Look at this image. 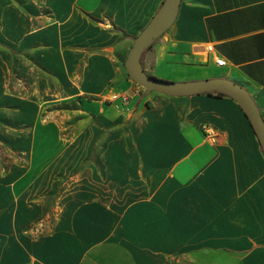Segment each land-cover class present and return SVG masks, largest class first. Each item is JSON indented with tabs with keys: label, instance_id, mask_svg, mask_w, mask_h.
I'll return each mask as SVG.
<instances>
[{
	"label": "crops",
	"instance_id": "crops-1",
	"mask_svg": "<svg viewBox=\"0 0 264 264\" xmlns=\"http://www.w3.org/2000/svg\"><path fill=\"white\" fill-rule=\"evenodd\" d=\"M163 2L0 0V264H264V154L240 107L126 73ZM142 67L228 79L264 121V0H182Z\"/></svg>",
	"mask_w": 264,
	"mask_h": 264
},
{
	"label": "water",
	"instance_id": "water-1",
	"mask_svg": "<svg viewBox=\"0 0 264 264\" xmlns=\"http://www.w3.org/2000/svg\"><path fill=\"white\" fill-rule=\"evenodd\" d=\"M182 0H164L144 30L133 40L124 67L128 78L147 94L167 97H191L201 94L221 93L231 98L242 110L256 135L264 154V121L251 95L240 85L224 78L173 82L155 79L146 74L140 59L173 25Z\"/></svg>",
	"mask_w": 264,
	"mask_h": 264
},
{
	"label": "built area",
	"instance_id": "built-area-1",
	"mask_svg": "<svg viewBox=\"0 0 264 264\" xmlns=\"http://www.w3.org/2000/svg\"><path fill=\"white\" fill-rule=\"evenodd\" d=\"M207 51L211 52L212 47H207ZM215 64L217 66H224L225 62L223 60H215ZM108 100L112 103L120 102L121 104H126L128 102V97L124 94H119V93H111L108 96ZM204 134L206 139L210 143H215L217 139V134L216 132L210 127V126H204Z\"/></svg>",
	"mask_w": 264,
	"mask_h": 264
},
{
	"label": "rangeland",
	"instance_id": "rangeland-1",
	"mask_svg": "<svg viewBox=\"0 0 264 264\" xmlns=\"http://www.w3.org/2000/svg\"><path fill=\"white\" fill-rule=\"evenodd\" d=\"M175 82H185V81H175ZM0 158H1L0 163L2 164V166L7 167L9 162L11 161V158L9 157L8 153L5 150L0 151Z\"/></svg>",
	"mask_w": 264,
	"mask_h": 264
},
{
	"label": "trees",
	"instance_id": "trees-1",
	"mask_svg": "<svg viewBox=\"0 0 264 264\" xmlns=\"http://www.w3.org/2000/svg\"><path fill=\"white\" fill-rule=\"evenodd\" d=\"M160 7H161V6H160ZM151 48H152V47L148 48L147 51L150 50ZM147 51H146V52H147ZM146 52H145V53H146ZM145 53L141 56V59H140V63H141V65H142V59H143V56L145 55ZM148 76H149V75H148ZM150 77L155 78V77H153V76H150ZM155 79H157V78H155ZM211 94H215V95H217V96H225L224 94H221V93H209L208 95H211ZM226 97H227V96H226Z\"/></svg>",
	"mask_w": 264,
	"mask_h": 264
}]
</instances>
